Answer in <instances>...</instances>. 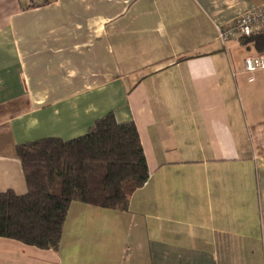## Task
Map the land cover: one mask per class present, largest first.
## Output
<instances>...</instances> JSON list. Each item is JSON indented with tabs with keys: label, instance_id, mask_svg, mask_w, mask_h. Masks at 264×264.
<instances>
[{
	"label": "crops",
	"instance_id": "1",
	"mask_svg": "<svg viewBox=\"0 0 264 264\" xmlns=\"http://www.w3.org/2000/svg\"><path fill=\"white\" fill-rule=\"evenodd\" d=\"M264 0H0V193L16 146L134 124L148 180L125 212L71 203L56 250L0 264H264V71L216 28Z\"/></svg>",
	"mask_w": 264,
	"mask_h": 264
},
{
	"label": "trees",
	"instance_id": "2",
	"mask_svg": "<svg viewBox=\"0 0 264 264\" xmlns=\"http://www.w3.org/2000/svg\"><path fill=\"white\" fill-rule=\"evenodd\" d=\"M264 54V33L241 40ZM27 192L0 193V238L56 250L71 203L125 212L148 170L133 123L108 113L70 141L42 139L16 146Z\"/></svg>",
	"mask_w": 264,
	"mask_h": 264
},
{
	"label": "built area",
	"instance_id": "3",
	"mask_svg": "<svg viewBox=\"0 0 264 264\" xmlns=\"http://www.w3.org/2000/svg\"><path fill=\"white\" fill-rule=\"evenodd\" d=\"M26 1L31 8L43 6L47 2V0ZM262 33H264V4L252 8L224 26H218L216 28V41L224 47L227 42L241 41ZM243 70L251 76L249 81L252 82V75L255 72L264 71V54L246 58L243 62Z\"/></svg>",
	"mask_w": 264,
	"mask_h": 264
}]
</instances>
